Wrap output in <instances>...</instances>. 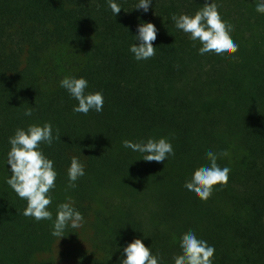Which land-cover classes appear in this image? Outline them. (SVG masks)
<instances>
[{"label": "trees", "instance_id": "16d2710c", "mask_svg": "<svg viewBox=\"0 0 264 264\" xmlns=\"http://www.w3.org/2000/svg\"><path fill=\"white\" fill-rule=\"evenodd\" d=\"M118 2L114 17L105 0H0V264H118L134 238L172 264L188 231L214 247L213 264H264V15L254 0H214L239 46L217 59L171 20L205 0H153L147 13ZM143 22L157 29L156 54L137 62L128 48ZM66 75L103 93L101 113L72 112ZM44 122L60 136L41 145L57 171L48 208L54 219L70 198L84 217L60 240L51 221L22 215L26 201L5 183L8 137ZM149 137L170 140L174 156L145 162L122 147ZM209 150L225 152L217 164L231 171L201 201L183 185ZM73 156L85 176L66 190Z\"/></svg>", "mask_w": 264, "mask_h": 264}, {"label": "clouds", "instance_id": "9594fccd", "mask_svg": "<svg viewBox=\"0 0 264 264\" xmlns=\"http://www.w3.org/2000/svg\"><path fill=\"white\" fill-rule=\"evenodd\" d=\"M107 10L116 16L122 9L118 0H105ZM255 11L264 15V0H254ZM153 0H137L133 9L149 11ZM171 20L177 30L187 35L188 39L198 44L197 54L200 56H214L217 59L234 58L238 51V44L232 39L233 27L227 24L218 11L214 0H205L204 7L193 14H173ZM157 29L151 22L137 25L133 35L136 43L129 45L128 51L132 58L147 61L156 54L153 43L156 40ZM59 87L64 89L71 99L76 101L72 107L73 113L87 115L90 111L97 114L103 111L104 96L102 92H86L88 81L83 76L66 75L59 80ZM33 109H25L24 116L31 117ZM55 140H60L58 134L53 133V125L44 122L28 124L26 128H17L8 137L9 150L6 153V165L9 175L5 183L13 190L18 198L26 201L22 211L25 217H31L35 222L51 221L50 235L64 237L68 228L82 227L84 217L68 198L56 205L55 218L48 206L52 203L51 192L56 188L57 171L54 161L47 157L41 145L52 146ZM122 147L132 152L140 153L145 162H163L174 156L173 146L165 137L147 138L133 142L122 140ZM226 153L207 151V164L196 169L190 180L185 181L183 187L201 201H207L215 190L227 185L230 168L220 167L218 157ZM66 190L76 188V182L85 176V165L75 156L70 159L66 170ZM180 254L172 258V264H213L215 249L194 231H188L179 238ZM118 264H162L159 254H153L150 247H146L140 238H134L122 246V256L117 257Z\"/></svg>", "mask_w": 264, "mask_h": 264}]
</instances>
